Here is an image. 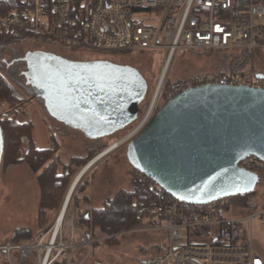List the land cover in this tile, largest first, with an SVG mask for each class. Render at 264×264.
I'll return each mask as SVG.
<instances>
[{"label": "built area", "instance_id": "2783aa9c", "mask_svg": "<svg viewBox=\"0 0 264 264\" xmlns=\"http://www.w3.org/2000/svg\"><path fill=\"white\" fill-rule=\"evenodd\" d=\"M0 32L29 33L68 49H160L163 62L152 98L160 107L194 86L264 89V71L256 68L253 60L255 50L264 52V0H0ZM198 52L227 56V69L176 79L163 89L174 60L180 54ZM238 166L257 174L264 172V161L255 156L243 158ZM132 176L161 201V215L152 219L147 231L164 237L161 252L134 264H264L251 239L241 242V223L247 220L251 227L254 213L235 217L228 212L240 195L184 201L137 169ZM59 210L50 226L30 238L0 240V264H54L59 258L67 264L77 262L78 254L90 249L93 238L76 225L74 205L63 202Z\"/></svg>", "mask_w": 264, "mask_h": 264}, {"label": "rangeland", "instance_id": "374dc122", "mask_svg": "<svg viewBox=\"0 0 264 264\" xmlns=\"http://www.w3.org/2000/svg\"><path fill=\"white\" fill-rule=\"evenodd\" d=\"M95 52L97 51L68 49L53 40L41 37H28L12 44L0 43V72L6 76L22 98L21 105L13 111L17 120L33 122L32 135L38 147L46 148L52 143L57 144L59 148L57 154L62 164L67 165L73 157L84 159L81 164L70 166L71 178L69 181L72 180L70 186L68 190L63 191L59 205L47 214L48 219L40 226L37 220L39 187L36 173L25 161L5 163L1 158L0 240L12 238L15 230L19 228L29 230L27 236L29 238L47 228L54 221L64 201L67 203L72 199L70 200L71 205H76V214L77 212L88 213L91 208L100 207L103 201L119 188H132L133 169L126 154L127 143L146 123L142 124L140 129L138 128L139 130L135 135H132L133 137L120 142L134 130L146 115L156 91L157 78L163 62V51L160 49L150 50L129 57V59L111 57L118 62L137 67L146 78L152 81V85L147 97L140 104L137 120L130 125L132 129L118 131L98 139H90L82 132L57 121L45 109L39 96L49 93L46 83L48 75L45 74H50V71L43 72L41 76L43 81L37 85V89L31 87L30 81L28 82V78L24 74V71L27 70L25 64L27 56L36 59L40 55L45 61L43 63L45 68L57 71L69 67V63L66 62L68 57H85L83 55L86 53ZM253 60L255 67L264 71V52L255 50ZM227 67V57L220 52H202L200 55L198 53L180 54L168 69L162 88L168 87L165 84L169 80L174 81L199 73L227 69ZM160 105L159 101L154 103L149 118L160 108ZM5 109L6 104H3L0 107V112ZM58 170L61 172L62 166H59ZM260 176L262 178L259 179L253 192L246 195L240 194V201L232 202L228 212L235 217H245L254 213L251 227L247 220L241 223L244 229V238L241 242L251 239L253 250L264 259V172ZM76 225L91 234L93 242L89 250L81 251L78 254L77 262L72 260L70 264H77L80 261L81 264H134L143 257L161 252L163 248V233L147 231V224L138 223L112 235H106L97 228L86 230L77 222ZM68 233L69 231L65 230V236ZM54 264L67 263L59 258ZM212 264L223 263L215 261Z\"/></svg>", "mask_w": 264, "mask_h": 264}, {"label": "water", "instance_id": "95a60500", "mask_svg": "<svg viewBox=\"0 0 264 264\" xmlns=\"http://www.w3.org/2000/svg\"><path fill=\"white\" fill-rule=\"evenodd\" d=\"M2 148L0 128V161ZM126 154L132 168L184 201L250 193L259 176L238 163L247 156L264 161V89L214 84L183 90L152 114Z\"/></svg>", "mask_w": 264, "mask_h": 264}, {"label": "flooded vegetation", "instance_id": "af4514ba", "mask_svg": "<svg viewBox=\"0 0 264 264\" xmlns=\"http://www.w3.org/2000/svg\"><path fill=\"white\" fill-rule=\"evenodd\" d=\"M97 52L86 53L85 57H68L69 67L57 71L45 68L40 55L36 59L25 58L27 70L24 74L31 87L37 89L43 81V72L50 71L45 74L48 75L49 93L39 96L49 114L90 139L132 129L130 125L137 120L140 104L152 85L134 65L112 59H129L142 52ZM33 68L37 70L34 77Z\"/></svg>", "mask_w": 264, "mask_h": 264}, {"label": "trees", "instance_id": "16d2710c", "mask_svg": "<svg viewBox=\"0 0 264 264\" xmlns=\"http://www.w3.org/2000/svg\"><path fill=\"white\" fill-rule=\"evenodd\" d=\"M28 37L35 38L39 36L24 32L13 35L0 32V43L12 44ZM201 53L198 52V55ZM171 82L169 80L165 85L168 86ZM21 101L22 98L18 95L14 86L0 72V107L6 104V109L0 112V128L3 138L2 160L5 163L25 161L30 169L36 173V181L39 187L37 220L39 225L42 226L48 219L47 214L59 205L63 191L68 190L70 186L72 181H69L71 178L70 166L81 164L84 159L73 157L67 165L62 164L58 158L57 151L59 148L57 144L52 143L46 148L38 147L32 135L33 122L31 120L21 122L17 120L13 113L14 109L21 105ZM59 166H62L61 172L58 170ZM246 194L248 193L241 195ZM70 200L69 204L72 206ZM161 212V201L153 191L147 186L136 182L132 176L131 189L119 188L107 197L100 207H93L88 213L77 212L76 215L77 223L86 230L97 228L106 235H112L129 229L138 223L148 225L154 217L160 216ZM28 234L29 230L19 228L15 230L10 239L14 241L25 240L29 238L27 237Z\"/></svg>", "mask_w": 264, "mask_h": 264}, {"label": "bare ground", "instance_id": "6f19581e", "mask_svg": "<svg viewBox=\"0 0 264 264\" xmlns=\"http://www.w3.org/2000/svg\"><path fill=\"white\" fill-rule=\"evenodd\" d=\"M153 104H154V101H152V103L150 104V106H149V108H148V110H147V112L145 113L146 115L143 117V119L137 124V126L134 128V130L131 132V133H129L128 135H126L122 140H121V142L120 143H122L123 141H125L126 139H128L129 137H131L133 134L135 135L136 133H137V131L140 129L139 127L142 125V124H145L146 122H147V119L149 118V115H150V112H151V108H152V106H153ZM153 110V109H152ZM145 122V123H144ZM139 128V129H138ZM133 137V136H132ZM118 145V144H117ZM61 216H62V214H61ZM61 218V217H60ZM60 218H59V220H60ZM58 223H59V221H58ZM57 223V224H58Z\"/></svg>", "mask_w": 264, "mask_h": 264}, {"label": "crops", "instance_id": "0c3cea01", "mask_svg": "<svg viewBox=\"0 0 264 264\" xmlns=\"http://www.w3.org/2000/svg\"><path fill=\"white\" fill-rule=\"evenodd\" d=\"M260 175H261V173H260V174H258V176H259V179H260V178H262ZM257 184H258V183H257ZM257 184H256V185H257Z\"/></svg>", "mask_w": 264, "mask_h": 264}, {"label": "snow or ice", "instance_id": "6c2138e0", "mask_svg": "<svg viewBox=\"0 0 264 264\" xmlns=\"http://www.w3.org/2000/svg\"><path fill=\"white\" fill-rule=\"evenodd\" d=\"M64 83H65V85H66L67 82L65 81ZM238 190H239V189H238Z\"/></svg>", "mask_w": 264, "mask_h": 264}]
</instances>
